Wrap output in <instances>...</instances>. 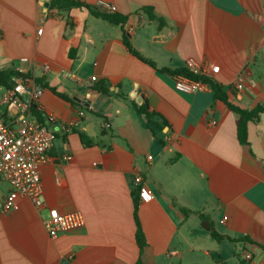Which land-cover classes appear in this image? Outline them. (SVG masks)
<instances>
[{"label": "crops", "instance_id": "0c3cea01", "mask_svg": "<svg viewBox=\"0 0 264 264\" xmlns=\"http://www.w3.org/2000/svg\"><path fill=\"white\" fill-rule=\"evenodd\" d=\"M79 1L95 12L0 0V69L58 92L37 83L39 99L21 94L2 108L13 128L29 114L56 139L41 166L42 209L23 197L19 209L3 212L12 188L0 177V264H264V114L249 124L244 146L237 114L214 89L182 93L174 77L184 74L159 71L178 72L188 61L219 65L214 81L231 103L264 105V0ZM100 2L117 9L99 10ZM15 85L0 87V99ZM143 106L160 114L162 130L151 131ZM136 175L154 194L138 209L143 250ZM52 208L81 212L85 226L52 238L44 224ZM202 215L224 240L205 229Z\"/></svg>", "mask_w": 264, "mask_h": 264}, {"label": "built area", "instance_id": "2783aa9c", "mask_svg": "<svg viewBox=\"0 0 264 264\" xmlns=\"http://www.w3.org/2000/svg\"><path fill=\"white\" fill-rule=\"evenodd\" d=\"M99 10L116 11V6L106 2L98 4ZM43 30H40L42 32ZM22 62H28V58H22ZM49 70V66H44ZM186 68L197 78L187 75H177L174 77L176 90L194 94L212 90L213 87L208 80H214L220 73L219 65L212 63L197 64L194 61H188ZM14 78L16 85L8 89L0 99V177L7 180L11 185V191L5 200L2 211L10 212L19 209V199L29 198L33 204L42 209L43 201V182L41 175V166L48 159L49 150L53 147L56 133L47 126L39 123L29 114H24L18 120V127L13 128L7 124L3 117L2 108L10 104H16L18 96L29 94L34 99H39L44 89L37 85L34 77L25 76L23 71ZM97 77H93L96 81ZM245 79L238 78L236 87L243 90ZM81 115H85L81 112ZM49 120H53L49 117ZM68 161L73 157L68 156ZM134 184L138 190L141 203H149L154 200V194L140 175H136ZM224 219H227L226 217ZM86 220L81 212L62 213L57 208L49 210L48 217L44 220L45 227L52 238H58L61 234L79 229L85 226ZM248 259L250 256L247 257Z\"/></svg>", "mask_w": 264, "mask_h": 264}, {"label": "trees", "instance_id": "16d2710c", "mask_svg": "<svg viewBox=\"0 0 264 264\" xmlns=\"http://www.w3.org/2000/svg\"><path fill=\"white\" fill-rule=\"evenodd\" d=\"M76 7H88L91 10V12H93V13L95 12L89 5L83 3L79 0H51V5H50L51 10L57 9L60 11H69V10L76 8ZM147 11L149 12V14L151 15V17L153 19L156 18L152 13V9H149ZM95 14L104 17L105 19H107L108 21H110L111 23H114V24H119V23L125 22L124 19H122V18L120 19L116 15H109L104 11H97ZM70 26H72V23H70ZM126 44L129 47V49L133 52V54L138 56L142 61H144V62L150 64L152 67L156 68L154 63H152L151 61L147 60L142 55H140L139 53L134 51L131 48V45L128 43V41H126ZM159 71L161 73H168L171 75L184 74V75H187V76H190L193 78H197V76H194L187 68L182 69L178 72L177 71L173 72L169 69H161ZM15 76H17V74L15 72L0 69V87H5V88L12 87L14 84L13 78ZM205 80L209 81L210 84L212 85V87L215 91L216 98L225 102L227 104V106L237 114V117H238V119H237L238 139L242 145L248 146L249 145V124L252 122L256 123V122L260 121L262 115L264 114V105H258L257 107H255L252 110L244 109L242 107L236 106L235 104H233L229 101V98H228V95L226 94V92H224L222 87H220L218 84H216L214 80H208V79H205ZM43 81H44L43 79H36V82L39 85H42L45 89H50L54 93L58 94L56 89L51 88L49 86V84L44 83ZM137 110L139 111L140 114L145 116L146 121H147V125L153 133H155V129H154L153 125H156L160 130L163 129V127L160 125V123H155V121H154V118L160 117V114L155 113V112H150L146 106L137 107ZM139 200H140V198L138 197V199L136 200V204H135V221H136V225H137L136 237H137V241H138L140 248L143 250L147 246V241L145 238V234H144L141 222H140L139 217H138V209H139V206L141 203V201H139ZM201 217H202L203 225H204L205 229L207 231H209L211 233V235L216 240L222 241L225 239L223 236H221L217 232L214 224L211 222L210 217L205 216V215H202Z\"/></svg>", "mask_w": 264, "mask_h": 264}, {"label": "rangeland", "instance_id": "374dc122", "mask_svg": "<svg viewBox=\"0 0 264 264\" xmlns=\"http://www.w3.org/2000/svg\"><path fill=\"white\" fill-rule=\"evenodd\" d=\"M177 262V264H178V261H176ZM241 262H242V260H240L239 258H236L234 261H232V262H230V264H241ZM192 262L191 261H188V260H186L185 262H184V264H191ZM205 263L206 264H216L214 261H212V260H206L205 261Z\"/></svg>", "mask_w": 264, "mask_h": 264}, {"label": "water", "instance_id": "95a60500", "mask_svg": "<svg viewBox=\"0 0 264 264\" xmlns=\"http://www.w3.org/2000/svg\"><path fill=\"white\" fill-rule=\"evenodd\" d=\"M49 5H50V4L48 3V4H47V7H49Z\"/></svg>", "mask_w": 264, "mask_h": 264}]
</instances>
